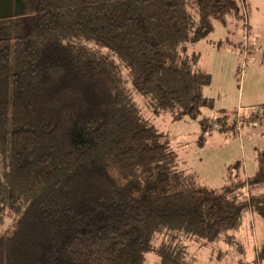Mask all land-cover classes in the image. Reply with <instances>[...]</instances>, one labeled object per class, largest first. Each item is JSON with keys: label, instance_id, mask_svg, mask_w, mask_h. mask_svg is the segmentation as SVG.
I'll return each instance as SVG.
<instances>
[{"label": "trees", "instance_id": "16d2710c", "mask_svg": "<svg viewBox=\"0 0 264 264\" xmlns=\"http://www.w3.org/2000/svg\"><path fill=\"white\" fill-rule=\"evenodd\" d=\"M239 11L236 0L1 4L0 264H193L186 249L202 241L243 254L246 215L264 218V148L253 177L237 163L228 185H199L151 117L234 136L255 120L202 118L212 76L189 51Z\"/></svg>", "mask_w": 264, "mask_h": 264}, {"label": "rangeland", "instance_id": "374dc122", "mask_svg": "<svg viewBox=\"0 0 264 264\" xmlns=\"http://www.w3.org/2000/svg\"><path fill=\"white\" fill-rule=\"evenodd\" d=\"M5 1L9 0H0V6ZM236 1L238 15L214 23L203 39L189 45V51L201 54L199 67L212 76L205 95L214 100V108L205 109L202 118L213 125L219 111L226 110L237 121L255 120L244 122L236 136L220 132L216 125L203 135L198 120L174 121L168 115L149 114L173 139L180 166L191 179L214 189L233 180L229 167L237 163L247 177H253L258 152L264 148V0ZM244 220L236 234V248L241 246L243 254L217 241H202L189 244L185 259L193 264H264V255H260L264 250V218L254 212ZM146 264H160L159 258L150 255Z\"/></svg>", "mask_w": 264, "mask_h": 264}]
</instances>
